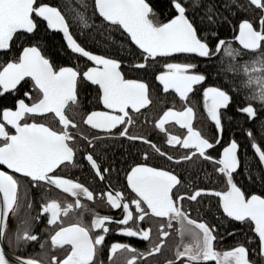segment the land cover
Returning a JSON list of instances; mask_svg holds the SVG:
<instances>
[{"label": "snow or ice", "instance_id": "1", "mask_svg": "<svg viewBox=\"0 0 264 264\" xmlns=\"http://www.w3.org/2000/svg\"><path fill=\"white\" fill-rule=\"evenodd\" d=\"M77 4L78 8L62 9L51 6L45 0H0V97L6 94L15 96L20 90L18 86H31V91H24L23 97L16 96L14 110L4 107L0 112V166L9 170H0V241L7 238L9 246L15 242L18 247L22 241L27 243L39 239L32 233L28 219L21 222L22 227L16 229L14 238L8 235L10 215L18 217L27 199V193L21 196L20 182L14 174L28 178L32 187H39L43 182L75 198L74 204L65 203L63 206L56 200L42 203L40 213L34 218L39 223L46 215L47 226L58 228L50 236L53 249L70 246L63 259L52 256L50 264H95L105 241L101 232L106 234L110 230L106 223L128 225L133 220L130 204L124 202L121 191L104 193L112 209H123L121 220L113 221L109 216L94 214L90 227H86L82 220L65 225L61 219L84 207L80 202L81 196L93 199V193L84 185L55 174L62 165L74 163L76 150L70 145L74 136L69 128L75 129L78 125L68 117L67 112L72 111L73 115L82 113L81 87L95 86L98 101L106 109L92 110L82 116L84 125L105 134H97L87 140L90 147L95 148L96 143L114 138L110 134L120 126L123 128L119 131L120 137L139 139L159 155H166L148 139L129 135L125 127L133 124L129 110L140 113L152 103L149 84L140 79L126 78L122 70V56L94 54L86 50L70 31V27L75 25L84 36L97 27L95 21L99 19L105 29L126 34V41L130 42V70H147L149 62L164 58L163 70L155 75V80L164 93L174 92L185 107L182 111L171 108L164 111L155 127L165 132V125L174 121L186 129L187 135L183 139L169 135L167 143L188 150L179 160H174L171 155H167V159L179 164L202 158L215 166L219 179L226 184L223 191L200 188L186 197L177 196L174 189L181 183L177 175L138 163L126 172L127 188L134 194L131 205L135 206L138 214L136 220L144 221L148 216L167 218L168 228L172 227V221L180 226L181 242L176 246L175 259L168 260L166 264H176L177 261L180 264H208L210 261L215 264H264V195L248 196L234 182V174L240 167L239 145L234 139L223 148L218 159L210 154V150L223 138L221 110H227L232 103L231 92L244 93L247 105L237 107V112L245 114L249 121L255 122L259 117L255 105L264 110V0H246L247 6L239 0H228L224 4L231 16L236 15L231 11L233 7L241 11L259 10V19L255 22L247 18L234 21L218 11L215 3H206L205 0H92L91 15L87 14L89 6L86 3L77 0ZM66 13L71 14V23ZM41 24H46V30L62 33L67 49L78 54L77 59L86 58L91 65L85 64L83 69L78 65L57 66L46 57L39 43ZM223 24L232 25L231 39L220 37L219 28ZM180 54L185 57L194 55L208 62L219 57L217 75H224L229 88L203 87L207 75L199 72L195 63L168 62ZM197 86L203 88L204 112L219 133L215 144L193 127L195 110L188 106V101L190 94L198 91ZM47 114H54L58 119L59 130L39 122ZM30 119L32 122H29ZM261 129L264 130V124H261ZM247 135L252 140L251 147L260 164L264 165V150L256 142L252 130H248ZM83 158L101 181L105 179L104 173L111 172L110 168L101 169L91 153ZM147 159L145 153L144 160ZM204 195L217 197L224 216L247 226L258 238L255 246L249 239L247 245L217 250L214 245L217 239L215 229L205 222L191 219L189 213L182 210L184 199L197 201ZM177 201H180V206ZM27 208L31 209L30 202ZM97 229L101 232L93 236V230ZM119 234L152 243L148 253L139 255L160 253L164 238L169 235L163 224L159 229L160 238L154 243L151 241V228L144 229L139 224L135 229L124 227ZM124 251L134 254L126 264H135L137 250L121 243L110 246L111 264H115V254ZM16 260L18 264H49L46 256L41 260L17 256ZM0 264H10L2 245Z\"/></svg>", "mask_w": 264, "mask_h": 264}, {"label": "flooded vegetation", "instance_id": "2", "mask_svg": "<svg viewBox=\"0 0 264 264\" xmlns=\"http://www.w3.org/2000/svg\"><path fill=\"white\" fill-rule=\"evenodd\" d=\"M240 2L246 5V0H240ZM239 11L241 16L238 20L247 18L255 22L259 19V10L249 9L248 11ZM234 12H236L235 7ZM232 37L233 28L231 26L229 33L223 35L221 38L231 39ZM17 43H19V41H17ZM214 43L215 41H213V44ZM93 53L98 54L95 52ZM126 59L127 60H124L122 65V70L126 78L140 79L147 82L149 84L152 103L147 108L141 109L140 113H134L129 110L130 115L133 117V124L125 125V127L128 128L129 135L148 139L152 143L156 144L161 151L166 153V155H159L149 144H145L139 139L129 140L127 137H120L119 131L123 130L120 126H118V130L114 129L110 134L114 138L96 143L95 148L90 147L87 140L92 139L93 136L97 134H105L98 133V130L91 129L89 126L84 125L82 122V116L92 110L106 111V109H104L103 105L98 101L95 86H90L88 88L81 87L80 100L83 105L82 113L73 115L72 111L67 112L68 117L78 125V128H69V132L74 136V140L70 141V145L76 150L74 163H66V165H62L56 170L55 174L62 178L71 179L74 182L84 185L93 193V199L87 200L81 196L80 202L84 207L75 209L67 218L61 217V219H63L65 225L69 223H78L82 220L86 227H90L94 214L99 216H109L113 221L121 220L123 218V209H112L107 203L106 196L104 195V193L109 191L113 193L115 191H121L125 197L124 202H128L130 204V211L133 213V220L129 221L128 225H118L115 222L106 223V227L110 229L106 234L102 233L101 230L98 229L93 230V236L97 232H101V234L105 235L103 249L96 257L95 264H111L109 261V249L113 243L128 244L132 248H135L137 250L135 264H166L168 260L175 259L174 253L176 246L181 242L178 231L180 226L176 223V221H172V227L168 228L167 218H157L151 216L146 217L144 221H137L136 217L138 214L135 211V206L131 205V198L134 197V194L127 188L126 172L138 163H146L150 167H157L162 170L170 171L172 174L177 175L178 179L181 181L177 188L174 189V192L177 196L183 195L185 197L189 193H194L195 190L200 188L223 191L226 189V184L224 181L219 179V174L216 173L215 166L209 161H203L202 158H194L192 162H181L179 164L167 159V155L173 156L174 160H179L182 156L187 154L188 150L183 149L180 145H169L167 143L169 135H175L180 139H183L187 135V131L186 129H182L174 121H170L165 125L166 131L161 132L155 127V123L163 115L164 111L169 108L175 111H182L185 104L179 100L174 92L170 91L169 93H164L162 86L155 80V75L159 74V72L163 70V63L165 62L164 58H158L157 62H149L147 70H130L128 67V60L130 58ZM78 60L79 62H77L78 64L76 65L61 64L58 66L69 65L75 67L78 65L83 69L85 64H88L89 66L91 65V62L86 61V59L82 57ZM201 61L205 60L195 56L185 57L183 54L177 55L173 59L168 60V62L195 63L198 65L197 70L206 74L204 69L206 63ZM208 86H221L228 89L225 84L211 80L207 75V81L203 87ZM18 87L20 90L15 96L6 94L4 97H0V112H2L4 107H9L14 110V101L16 96L23 97L24 91H31L30 84ZM197 89L198 91L190 94L188 101V106L193 107L195 110L193 127L195 130L200 131L205 138H208L215 144V139L219 136V133H217L214 124L208 120L206 113L204 112L202 97L203 88L197 86ZM88 90L91 92L90 94L85 93V91ZM230 94L233 99L236 97L235 94ZM242 100L243 101L240 103L232 101L227 110H221L223 113V138L220 144L215 145V148L210 150V154L218 159L219 155L223 151V148L228 146V144L234 139L239 145L238 157L240 160V167L238 168L237 173L234 174V182L237 183V186L241 187V190L248 196L253 194L264 195V190L259 192L252 188V179H249V171L247 174L245 173L246 183L244 185H242V181L240 179L244 158L240 149L241 141L238 135H236L237 129H241L242 134H244L246 138L245 144L248 147V154H250V152L254 153V150L251 147L252 140L249 139L247 135L248 130H251L252 121H249L245 114L237 112V107L247 105V101L244 99ZM237 121L238 123L240 121L243 122L241 126H238ZM29 122H32L31 119ZM39 122L45 123L56 130L60 129L58 119L54 117V114H47L46 117L41 119ZM85 137L87 139H85ZM121 150L125 153V159L120 161H112V159H109V151L114 154H118ZM89 153L93 155L101 169H111L110 173H104L105 179L103 181L95 175L94 170L83 158ZM145 153L148 155V159L146 161L144 160ZM246 154L247 152H245V155ZM261 168L264 173L262 165ZM0 170L9 171L4 169L2 166H0ZM14 175L19 179L21 196L27 193V199L25 200V208L20 211L18 217H12L10 215L8 221V235L13 236L14 238L16 229L18 227H22L21 222L28 219L32 233L38 235L39 239L38 241L27 243L22 241L17 247L15 242H13L12 246H9L8 240L5 238L3 240L4 245L11 253L19 257L41 260L46 256L49 264L52 256H57L58 258L63 259L66 255V250L70 246L66 245L65 249H53L50 240V236L54 234L58 228L56 226H47L46 215L41 218L39 223H37L34 218L40 213L42 203L56 200L63 206L65 203L74 204L75 198L71 197L67 193H63L59 189H56L55 186L45 185L43 182H41V186L39 187H32L28 178L20 177L19 174ZM29 202L31 203L30 210L27 208V204ZM177 204L180 206V201H177ZM182 210L189 213L191 219L197 220V222H205L210 227L215 229L214 234L217 239L214 241V245L219 251L230 250L232 247L240 244L247 245V241L249 239H252L253 241L252 246H255L257 243L258 238L255 237L253 232L249 231L247 226L241 225L239 222L231 221L228 217L224 216L222 209L218 206L217 197L204 195L202 197H198L197 201L184 199L182 202ZM137 224L144 229L151 228V241L153 243L159 240V229L162 224L164 225V229L168 231L169 235L164 238V245L160 253L153 255H139L140 253H148L152 247V243L149 241H142L138 237H127L119 234L122 228L132 227L135 229ZM184 242L187 243L188 239L185 238ZM41 244L44 245L43 248H41ZM133 255L134 254L126 251L118 252L113 257V260L115 261V264H126V261L131 259ZM176 264H180V261H177ZM208 264H215V262L210 261Z\"/></svg>", "mask_w": 264, "mask_h": 264}, {"label": "trees", "instance_id": "3", "mask_svg": "<svg viewBox=\"0 0 264 264\" xmlns=\"http://www.w3.org/2000/svg\"><path fill=\"white\" fill-rule=\"evenodd\" d=\"M45 2L49 3L51 6H58L62 9H73L78 8L79 4H77V0H45ZM83 3H86L88 8V15H91V4L92 0H82ZM206 3H215L218 6V11H220L224 16H229L230 19L236 21L241 16V13L239 9H236V15L231 16L230 11L224 8V4L228 2V0H205ZM240 2V0H239ZM241 3V2H240ZM83 11V9H80ZM232 12H234V7L231 9ZM68 15L69 21L71 23V14L66 13ZM191 15V14H190ZM196 22L199 26V16H196ZM95 24L97 27L93 28L91 31L86 32L84 36H81L80 29L73 25L70 27V31L74 35V38L77 39V41L86 48V50H90L92 52L98 53V54H105L108 56H122L123 60H127L128 57V44L129 41H126V35H121L120 31L116 30H107L100 24V20L97 19L95 21ZM232 25L230 24H223L219 28V35L222 37L223 35H226L229 33L230 28ZM203 35V33H201ZM40 46L42 48L43 54L50 58L57 66L61 64H70V65H76L79 62L78 59H76L77 56L71 54L65 47L64 42L62 40L61 35L58 32H50L49 30H46L45 24H41L40 31ZM219 60V57L214 59L212 62L208 61H201L205 62L206 66L204 67L206 74L211 80L222 82L225 84L227 88H229V85L225 83V77L223 74L217 75V67L216 63ZM85 93L90 94L91 92L85 91ZM232 94H235L236 97H234L233 101H236L237 103H240L244 99V93L237 94L235 92H231ZM258 109L259 117L258 119L251 123V130L253 132V136L258 143L259 146H261L262 150H264V130L261 129V124H264V110L260 109V106L257 104L255 105ZM238 123V121H237ZM243 122L240 121L238 123V126L242 124ZM241 144L240 149L242 151V156L244 158V163L242 164V175L240 176V179L242 181V185L246 183V175L249 171L252 179V188H254L256 191L262 192L264 190V173L262 171L261 165L256 158L255 154L250 152L248 154V147L245 144L246 138L244 134H242L241 129H237V133ZM245 152L247 154L245 155ZM109 159L112 161H120L122 159H125V153L122 152V150L117 154H114L109 151Z\"/></svg>", "mask_w": 264, "mask_h": 264}, {"label": "water", "instance_id": "4", "mask_svg": "<svg viewBox=\"0 0 264 264\" xmlns=\"http://www.w3.org/2000/svg\"><path fill=\"white\" fill-rule=\"evenodd\" d=\"M46 25V24H45ZM49 31H51V30H49ZM51 32H55V31H51ZM59 33V32H58ZM60 35H61V37H62V40H63V36H62V33H59ZM63 42H64V44H65V46H66V48H67V45H66V42L63 40ZM70 51V50H69ZM75 55H78V54H75ZM181 55V54H180ZM194 56V55H193ZM196 57V56H195ZM83 58V57H82ZM199 58V57H198ZM84 59H86V58H84ZM258 158V157H257ZM262 167H263V169H264V165H262ZM0 200H2V197H0ZM0 245H2L3 246V248H4V251L6 252V255H7V258L9 259V261H10V264H18V262H17V260H16V255H14L13 253H11L7 248H6V246L4 245V243H3V241H0ZM22 258H24V257H22Z\"/></svg>", "mask_w": 264, "mask_h": 264}, {"label": "bare ground", "instance_id": "5", "mask_svg": "<svg viewBox=\"0 0 264 264\" xmlns=\"http://www.w3.org/2000/svg\"><path fill=\"white\" fill-rule=\"evenodd\" d=\"M46 26V25H45ZM51 32V31H50ZM65 45V44H64ZM66 47V46H65ZM67 49V48H66ZM68 50V49H67ZM69 51V50H68ZM70 52V51H69ZM71 53V52H70ZM73 54V53H72ZM64 66H69V65H64ZM4 243V242H3Z\"/></svg>", "mask_w": 264, "mask_h": 264}]
</instances>
